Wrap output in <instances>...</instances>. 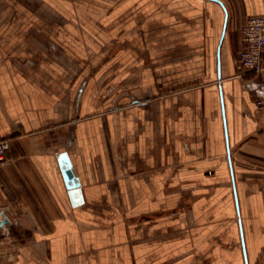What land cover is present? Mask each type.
<instances>
[{"label": "crops", "instance_id": "obj_1", "mask_svg": "<svg viewBox=\"0 0 264 264\" xmlns=\"http://www.w3.org/2000/svg\"><path fill=\"white\" fill-rule=\"evenodd\" d=\"M220 1L0 0V264H264V0Z\"/></svg>", "mask_w": 264, "mask_h": 264}, {"label": "built area", "instance_id": "obj_2", "mask_svg": "<svg viewBox=\"0 0 264 264\" xmlns=\"http://www.w3.org/2000/svg\"><path fill=\"white\" fill-rule=\"evenodd\" d=\"M241 34L243 47L238 54L240 69L245 73L262 72L264 70V14L247 16L241 26ZM261 104L262 101H258V105ZM9 148V139H0V163L5 160ZM6 218L4 209L0 208V220ZM4 225L3 223L2 227Z\"/></svg>", "mask_w": 264, "mask_h": 264}, {"label": "water", "instance_id": "obj_3", "mask_svg": "<svg viewBox=\"0 0 264 264\" xmlns=\"http://www.w3.org/2000/svg\"><path fill=\"white\" fill-rule=\"evenodd\" d=\"M217 1H219L222 4L220 0ZM60 161H61L62 171L66 179L68 188L70 189V194L72 196V199L74 200V203H77L79 198L82 199L80 182L78 181V178L74 175L72 165L66 153L61 154ZM7 222H8L7 219L0 220V228L2 227L3 223H7Z\"/></svg>", "mask_w": 264, "mask_h": 264}, {"label": "rangeland", "instance_id": "obj_4", "mask_svg": "<svg viewBox=\"0 0 264 264\" xmlns=\"http://www.w3.org/2000/svg\"><path fill=\"white\" fill-rule=\"evenodd\" d=\"M77 16H79V15H77ZM81 16H82V15H81ZM82 22H83V21H82ZM218 192H219V191H215V192H214V191H211L210 193H211V196H212V197H217V196H218V194H217ZM223 192H224V191H223ZM207 196H208V195H207Z\"/></svg>", "mask_w": 264, "mask_h": 264}]
</instances>
